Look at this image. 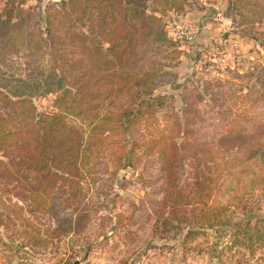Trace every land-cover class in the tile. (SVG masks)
<instances>
[{
  "label": "trees",
  "instance_id": "16d2710c",
  "mask_svg": "<svg viewBox=\"0 0 264 264\" xmlns=\"http://www.w3.org/2000/svg\"><path fill=\"white\" fill-rule=\"evenodd\" d=\"M1 1L0 66L21 52L49 58L41 76L28 80L4 77L0 69V201L5 211L23 209L3 204L12 196L30 200L34 212L56 216L59 208L71 209L75 217H58L53 229L59 235L71 232L82 220L74 204L88 154L117 146L123 166L144 158L160 164L164 196L158 202L168 208L170 219H180L189 201L185 169L195 166L194 185L201 189L206 177L200 180L199 164L217 160L207 157L212 145L196 130L201 115L196 101L185 99L178 112L155 93L163 63L154 54L166 51V58L177 52L164 13L183 11L188 0H62L49 3L43 16L37 10L43 0L26 7L30 0ZM228 10L255 28L264 19V0H231ZM48 94L55 96L57 111L39 113L34 97ZM240 124L223 129L217 146L230 152L247 149L245 160L257 170L254 179L263 180L264 137L258 132L248 137ZM257 127L263 130L264 123Z\"/></svg>",
  "mask_w": 264,
  "mask_h": 264
},
{
  "label": "rangeland",
  "instance_id": "374dc122",
  "mask_svg": "<svg viewBox=\"0 0 264 264\" xmlns=\"http://www.w3.org/2000/svg\"><path fill=\"white\" fill-rule=\"evenodd\" d=\"M60 1L38 5L30 0L25 7L38 5L43 16L49 3ZM230 3L188 0L183 11H166V25L177 17L195 38L178 40L175 56L162 58L166 51L160 50L154 54L164 71L157 76L155 93L178 112L186 100L196 101L201 110L196 130L212 145L207 157H217L199 164L200 180L206 177L201 189L194 185L195 166L189 163L185 169L190 183L185 214L170 219L168 208L158 202L164 196L158 162L148 164L144 158L123 166L117 146L108 147L88 154L74 204L82 220L71 232H53L58 217H75L71 209L59 208L56 216L34 212L30 200L12 196L3 204L23 209L9 214L0 201V264H264V179H254L257 170L245 160L247 149L230 152L217 146L222 130L238 122L248 137L255 132L264 137V129L257 127L264 123V19L255 28L245 26L242 16L228 10ZM218 46L232 52L224 64L216 59ZM48 60L21 52L0 69L4 77L28 80L41 76ZM54 97L35 96L38 112H56Z\"/></svg>",
  "mask_w": 264,
  "mask_h": 264
},
{
  "label": "built area",
  "instance_id": "2783aa9c",
  "mask_svg": "<svg viewBox=\"0 0 264 264\" xmlns=\"http://www.w3.org/2000/svg\"><path fill=\"white\" fill-rule=\"evenodd\" d=\"M167 29L172 39L176 41H188L192 42L195 38V32L191 29L186 28L181 22L180 19L174 17L167 24ZM217 60L222 64L228 62L232 57V52L230 50L220 49L217 47Z\"/></svg>",
  "mask_w": 264,
  "mask_h": 264
},
{
  "label": "water",
  "instance_id": "95a60500",
  "mask_svg": "<svg viewBox=\"0 0 264 264\" xmlns=\"http://www.w3.org/2000/svg\"><path fill=\"white\" fill-rule=\"evenodd\" d=\"M73 264H79V260H76Z\"/></svg>",
  "mask_w": 264,
  "mask_h": 264
}]
</instances>
